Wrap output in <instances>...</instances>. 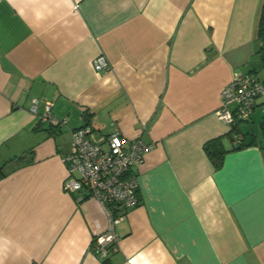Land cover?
<instances>
[{"label": "crops", "instance_id": "1", "mask_svg": "<svg viewBox=\"0 0 264 264\" xmlns=\"http://www.w3.org/2000/svg\"><path fill=\"white\" fill-rule=\"evenodd\" d=\"M262 5L0 0V264H264V108L235 126L241 148L216 116L234 72L264 82ZM99 55L109 68L94 70ZM46 101L62 125L39 122ZM82 126L94 142L117 129L148 145L131 169L138 202L105 256L92 244L103 209L62 185ZM218 136L215 168L203 146Z\"/></svg>", "mask_w": 264, "mask_h": 264}, {"label": "built area", "instance_id": "2", "mask_svg": "<svg viewBox=\"0 0 264 264\" xmlns=\"http://www.w3.org/2000/svg\"><path fill=\"white\" fill-rule=\"evenodd\" d=\"M106 60L104 55L94 58L91 62L94 70L109 68ZM219 94L216 116L231 128L237 122L249 119L258 99H261L264 108V82L252 73L234 72ZM30 102V110L36 113L38 99L32 98ZM52 105V101L44 103L39 121L51 126L62 125L65 121L51 113ZM89 132L88 126L72 131L69 150L61 159L66 168L62 185L65 192L85 190L87 196L97 201L103 209L107 225L95 236L92 244L100 256H105L117 250L116 224L138 202V182L131 169L142 161L148 145L140 137L126 139L117 129L107 134L103 142L90 140ZM232 141L233 146H237L242 142V135L234 133Z\"/></svg>", "mask_w": 264, "mask_h": 264}, {"label": "trees", "instance_id": "3", "mask_svg": "<svg viewBox=\"0 0 264 264\" xmlns=\"http://www.w3.org/2000/svg\"><path fill=\"white\" fill-rule=\"evenodd\" d=\"M259 24H258V37L264 41V5H262V10L260 13V17H259ZM262 48H264V44H262ZM262 61H264V58H262ZM40 122V121H39ZM238 123V122H237ZM234 124L229 132L230 134V140L231 142L233 139V131L235 130V126L237 125ZM52 128L51 125H48L47 129ZM245 145V142L242 139V142L240 144H238L237 146H233V148H241L242 146ZM205 153L209 156L213 166H215V168H219V165L222 163V160L224 158V153L225 150L223 148V144L221 142V137L218 136L217 138H212L210 140H207L203 146ZM14 159V158H13ZM18 160H23V156L20 155L17 157ZM10 159L4 160L0 162V179L1 177L3 178L6 174V166H7V162H9Z\"/></svg>", "mask_w": 264, "mask_h": 264}, {"label": "rangeland", "instance_id": "4", "mask_svg": "<svg viewBox=\"0 0 264 264\" xmlns=\"http://www.w3.org/2000/svg\"><path fill=\"white\" fill-rule=\"evenodd\" d=\"M242 132H244V133H245V135H248V133H246V131L242 130ZM232 144H233V142H232Z\"/></svg>", "mask_w": 264, "mask_h": 264}]
</instances>
